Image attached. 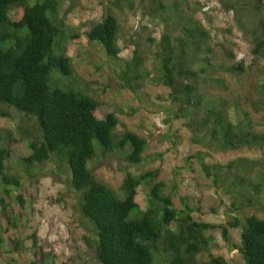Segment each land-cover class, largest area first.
<instances>
[{"label": "trees", "instance_id": "1", "mask_svg": "<svg viewBox=\"0 0 264 264\" xmlns=\"http://www.w3.org/2000/svg\"><path fill=\"white\" fill-rule=\"evenodd\" d=\"M217 1L226 12L236 14L240 28L252 38L257 67L240 61L228 71L238 78L247 73L262 76L254 87L257 99L251 101L252 108L260 111L264 109V0ZM60 8V0H0V119L11 116L10 109L22 115L18 129L32 150L21 159L28 173L50 160L67 166L80 211L92 226L95 240L90 244L97 260L101 264H229L225 257L210 253L213 238L208 232L220 228L230 242V228H238L241 241L235 247L245 263L264 264V218L257 214L232 216L220 225L198 221L193 215L197 208L187 198L183 208L175 207L172 195L164 192L165 184L157 181L159 170L140 176L129 172L118 189L98 179L90 166L95 158L122 155L129 164L141 165L148 142L121 123L116 112L104 119L95 115L99 100L66 54L69 26L60 18ZM141 8L163 24L152 80L170 89L174 108L169 121L184 120L196 142L207 141L224 151L264 148V132L257 129L252 113L241 108L240 100L212 96L207 89L227 88V84L214 75L218 70L209 46L211 32L186 11L184 0H107L102 18L92 23L87 36L119 63L115 69L121 87L140 95L150 79L138 43H133L131 58L120 56L122 27L115 12L136 13ZM229 55L234 57L232 52ZM55 71L61 74L59 79L52 77ZM30 127L38 130V137ZM6 131L0 125L1 205L4 195L24 185L20 173L8 164L13 150L4 142ZM202 155L192 157L216 188L231 197L233 212L264 206L262 159L239 157L209 164ZM145 182L152 188L149 204L142 209L136 198ZM18 199L23 203L22 195ZM3 243L0 231V247ZM202 253H208L209 259L200 260Z\"/></svg>", "mask_w": 264, "mask_h": 264}, {"label": "rangeland", "instance_id": "2", "mask_svg": "<svg viewBox=\"0 0 264 264\" xmlns=\"http://www.w3.org/2000/svg\"><path fill=\"white\" fill-rule=\"evenodd\" d=\"M60 1V18L69 26L66 54L86 79L89 92L99 100L95 115L104 119L111 112H116L121 123L148 142L141 165L129 164L122 155L95 158L90 166L98 179L118 189L129 172L140 176L147 171L159 170L157 181L165 184L164 192L172 195L175 207L183 208L187 198V202L197 208L193 215L198 221L227 224L232 216L242 217L247 213L264 218L262 205H256L245 213L233 212L230 209L231 197L223 189L216 188L212 179L203 172L198 159L192 157L202 152L209 164H226L239 157L264 161V148L224 151L207 141L196 142L192 131L184 126V120L169 121L174 108L170 89L152 80L157 74L154 57L164 32L163 24L148 15L144 8L136 13L115 12L122 27L120 56L131 58L133 43H138L151 73L142 93L137 95L121 87L115 69L119 63L109 57L100 44L90 43L87 36L92 23L102 18L107 0ZM184 7L211 32L209 46L218 70L214 75L223 78L227 84V88L214 85L207 86V89L212 96L240 100L241 108L252 113L257 129L264 132V109L257 111L251 106L252 99H257L258 95L254 87L263 81L262 76L247 73L238 78L228 71L232 64L240 61L254 69L257 67L253 60L252 38L240 28L236 14L226 12L217 0H184ZM12 15L15 16V11ZM52 77L59 79L61 74L55 71ZM10 111L11 116L1 118L0 125L8 130L4 133V142L13 150L8 164L20 173L24 185L4 195L3 204H0V231L4 238L0 247V263L101 264L91 246L95 240L92 226L80 211L79 194L70 185L67 166L50 160L28 173L25 169L27 164L21 159L29 157L32 150L29 140L18 129L23 117L15 109ZM232 115L236 116L235 109ZM29 130L39 136L36 128L30 127ZM119 130H122L121 126ZM151 188L152 183L148 182L138 188L136 200L142 209L149 204ZM19 195L23 196V203L18 199ZM208 235L213 238L212 255L225 257L229 264H246L242 253L235 247L241 241L240 229L230 228V242L224 239L220 228L210 230ZM199 259L207 260L209 254L202 253Z\"/></svg>", "mask_w": 264, "mask_h": 264}]
</instances>
